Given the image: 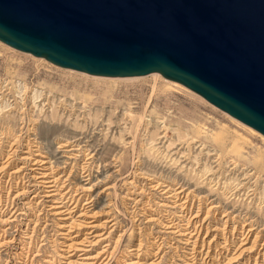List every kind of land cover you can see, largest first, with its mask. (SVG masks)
<instances>
[{"label": "rangeland", "instance_id": "1", "mask_svg": "<svg viewBox=\"0 0 264 264\" xmlns=\"http://www.w3.org/2000/svg\"><path fill=\"white\" fill-rule=\"evenodd\" d=\"M126 77L64 68L0 40V228H8L10 237L26 241L23 249L29 248V264H65L60 243L65 238L57 231L61 215L52 213L51 202L42 201L44 196H34L35 192L28 190L32 188L28 178L10 189L5 181L14 182L9 172L13 177L19 174L14 171L17 167L33 171L32 157H27L25 150L29 143H37L46 155L54 154L51 160L57 164L56 172L64 173L73 193H79L80 205L72 219L81 221L77 225L80 233L89 228L83 219L101 222L115 217L113 227L103 223L96 227L108 237L93 250H100L106 242L110 250L114 248L106 264L153 260L156 234L172 235L159 264L181 263L180 236L167 234L163 226L164 208L173 207L161 204L164 200L154 194L147 172L158 178L187 173L194 193L200 191L204 196L214 192L218 197L215 203L220 200L224 204L219 210L230 206L240 212L241 217L230 221L221 217L222 211L212 215L209 227L198 234V262L207 254L204 264H262L264 135L161 73ZM66 140L80 144L77 156L69 158V153L62 151L69 146L58 147ZM83 166L92 173L87 182L82 177ZM195 186H201L200 190ZM89 196L93 200L84 203ZM11 200L17 203L16 208L21 207L15 220H9ZM209 204L201 203L202 217ZM82 208H87L86 213ZM247 215L257 222L248 234L251 222L242 227ZM234 226V235H230ZM140 240L144 245L139 246ZM20 245L1 248L0 259L20 264L21 258L14 253ZM218 251L221 253L215 256Z\"/></svg>", "mask_w": 264, "mask_h": 264}, {"label": "water", "instance_id": "2", "mask_svg": "<svg viewBox=\"0 0 264 264\" xmlns=\"http://www.w3.org/2000/svg\"><path fill=\"white\" fill-rule=\"evenodd\" d=\"M0 40L91 75L161 73L264 135V0H0Z\"/></svg>", "mask_w": 264, "mask_h": 264}, {"label": "bare ground", "instance_id": "3", "mask_svg": "<svg viewBox=\"0 0 264 264\" xmlns=\"http://www.w3.org/2000/svg\"><path fill=\"white\" fill-rule=\"evenodd\" d=\"M156 73H158V72H153L151 74L154 75ZM95 76H97V75H95ZM126 78H129V77L127 76ZM131 78H137V77H131ZM154 83H153V87H155ZM153 87H152V89H153ZM192 95H194L197 98L199 97L194 92H192ZM199 99H200V97H199ZM61 146H69L70 147L67 150H62V151H66L69 153L68 154L69 158L73 157V156H77L75 153V150L81 151V146L77 142L76 143H69V140H66V141L62 142V144L58 145V147H61ZM25 151L28 154L27 157H29V158L32 157L31 161H32V164H34V166H31L30 169H32L33 171L25 172L24 170L20 169L21 167L20 168L17 167L14 171L16 173H19V174H16L14 177L11 176V174L9 172V176H10L9 179H12L14 182L11 183L9 180H5L6 182L9 183L8 188L10 189L14 186H17L21 183V181L25 182L26 178H28L27 180L30 181V183H32L30 185V186H32V188L28 187V190L30 189V191L35 192L34 196H38V195L44 196L42 201L51 202L50 208L53 210L52 213L61 215L60 219H62V221L57 222V224L60 227V229H58L57 231H60L62 236L65 238L62 241L60 240V243H62L64 246L63 247V253L64 254L63 253H61V254H63L62 256L66 258L65 264H106L107 263L106 259H108L107 257H109L110 255L112 256L114 248L110 250L111 245L109 242H106L105 244L102 245V248L100 250H97V251L93 250V247L95 245H97L101 240L108 237V235L106 234V231L98 232L96 227L99 223H103V225L108 226V227H113L117 223V221L115 220V217L106 218V219L102 220L101 222L100 221L96 222L95 220H87V219L84 220L83 219L82 221L87 222L85 224L89 228H88V230H86V232L80 233L81 227L78 228V226H77V225L81 224V221H79L80 219L78 220L79 221L78 223L73 222L74 219H72L73 218V212L75 211L76 207L80 205V196H79V193L78 194L73 193L71 186L66 183L68 177L64 178V175H65L64 173L56 172L55 165H57V164L56 163L54 164L53 162H55V161L51 160L53 157L55 158L54 154L46 155L44 153V151L42 150V148L37 143H33V144L29 143L28 148ZM33 154H35L36 156H32ZM37 155H40V157H37ZM216 155H218V153ZM7 162H9V161L7 160ZM235 162H236V160H235ZM83 172H85V174L84 175L82 174V177L85 176L84 180L87 182L92 173H91V171H89V168H85L84 166H83ZM147 174H149L148 179H151L149 185H151V188H153L154 194H156L157 197H160L162 200H164V201H161L162 202L161 204H164V205L169 206V207H173L172 209L171 208H164V210H165L164 214H163L164 217H162V218L165 220V221H163V226L165 228H167V230H168V231L166 230L167 234L168 233L179 234L180 239H178V240H180L179 242H182V246H181L182 251H181V254L179 255L180 256L179 259L181 260V263H177V264H199V263L204 264V262H207V259H206L207 254L205 256H203V258H202V256H200V259H203L200 262H198V258H197L198 254H199V253H197V241H198L197 238L199 236L198 234L201 232V230L204 227H206V228L209 227L208 220L216 212L222 211L221 217H223V218L226 217L225 221H228V220L230 221V220L235 219L237 217H241L240 212L236 213L237 208L236 207L231 208L230 206H226L225 208H223V210H219L220 207H224V204L220 200L218 201V203H215V201L218 199V197H217L216 193H214V192H209V193L205 194L204 196L203 195L200 196V191L194 193L192 191V189H190L191 188V180L188 179L187 173H185V175L180 173L179 175L175 176L174 178L163 177V176L162 177L159 176V178H158L156 173H152V172H149V173L147 172ZM210 181H212V180H210ZM93 183H95V182H93ZM201 186H195L196 190H200L199 187H201ZM22 189H24L23 186H22ZM236 189L237 188H235V190ZM214 195H216V197H213ZM45 197H48L49 199H45ZM245 197H246V195H245ZM151 198H152V196H151ZM87 199L88 200H86L84 203H89L90 201L93 200L91 198V196H89ZM239 199H241V198H239ZM40 201L41 200H39L38 202H40ZM206 201H207V205H208V203H211V204H209V206L206 208L205 215L202 217L199 214L200 211H204V208L201 207V203H204ZM6 204H7V202H6ZM148 204H150V203H148ZM8 205L11 207L10 210L8 211V212H11V214H9V218H11V219H9V220H15L19 216V214L21 213V211L18 212V210L21 207L16 208L17 203L14 200H11L8 203ZM194 206L197 207L196 211L194 210ZM87 208H82L85 211V213L87 211ZM82 214H78V215H82ZM251 217L252 216H250V215L248 217H244V218L242 217L244 219L242 227L244 225H248V223L251 222L250 226L248 227L247 234L250 232L251 229H253L252 226H255L257 224V222L255 220H253V218L251 219ZM5 218L6 217H4V220H5ZM0 219H1V217H0ZM69 219H71V220L68 221ZM6 220H7V218H6ZM246 221H249V222H246ZM245 222H246V224H244ZM235 226L233 227V229L230 230V235H234ZM76 227L78 230L75 229ZM262 227L264 228V224ZM9 233L10 232H9L8 228H5V227L0 228V249L1 248L6 249L7 247L9 248L10 246H14L17 242H18V244H22V245H20L21 249L20 250L17 249L16 252H14V253L16 255H18L19 258H21L19 260L20 264H29V260H30V254L28 251L29 248L27 249V251H24V249H23V247L26 245V244H24V243H26V241L24 243H22L21 238H17L16 236L10 237L8 235ZM241 234L244 235L245 231L242 230ZM168 238L172 239V235H162V234L154 235L153 236V242H152L153 243V249L151 251V252H153V255L155 256L154 259L150 260V261H146L143 258H139L138 260H133L130 263L159 264L161 259H163V253L162 252H163L164 246L168 243V240H167ZM227 240H228V237L224 239V243L227 242ZM141 242L142 241L140 240L139 246L141 244H143ZM220 246H222V245H220ZM228 247H226V250H228ZM161 253H162V255H161ZM220 253L221 252L218 251L215 254V256L216 255L218 256V254H220ZM262 253L264 256V252H262ZM161 256H162V258H161ZM215 256L213 258H215ZM159 258H161V259H159ZM49 260L50 259H46V261H49ZM256 261H258V260H256ZM0 264H8V262H4L0 259ZM209 264H213V262L211 261V262H209ZM255 264H256V262H255ZM262 264H264V261Z\"/></svg>", "mask_w": 264, "mask_h": 264}]
</instances>
